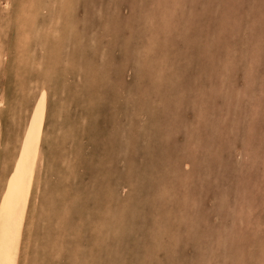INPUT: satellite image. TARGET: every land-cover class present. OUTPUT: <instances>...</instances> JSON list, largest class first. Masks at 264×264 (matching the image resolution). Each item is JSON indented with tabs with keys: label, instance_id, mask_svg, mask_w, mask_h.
Here are the masks:
<instances>
[{
	"label": "rangeland",
	"instance_id": "374dc122",
	"mask_svg": "<svg viewBox=\"0 0 264 264\" xmlns=\"http://www.w3.org/2000/svg\"><path fill=\"white\" fill-rule=\"evenodd\" d=\"M262 92L264 0H0V198L42 124L19 264H264Z\"/></svg>",
	"mask_w": 264,
	"mask_h": 264
},
{
	"label": "bare ground",
	"instance_id": "6f19581e",
	"mask_svg": "<svg viewBox=\"0 0 264 264\" xmlns=\"http://www.w3.org/2000/svg\"><path fill=\"white\" fill-rule=\"evenodd\" d=\"M71 5V4H70ZM72 7V5H71ZM9 8V6H8ZM35 8V6H34ZM69 8V7H67ZM37 9V8H36ZM34 9V10H36ZM33 10V9H32ZM37 11H39L37 9ZM168 11V10H167ZM249 11V10H248ZM28 12V11H27ZM36 12V11H35ZM169 12V11H168ZM46 13V12H45ZM69 13V12H68ZM26 14V13H24ZM37 14V13H36ZM40 14V12H39ZM250 15V14H249ZM39 16V15H38ZM34 18V17H31ZM38 18V17H37ZM153 18V17H152ZM169 18V16H168ZM172 18V17H171ZM162 19V18H161ZM167 19V18H166ZM38 20V19H37ZM51 20V19H50ZM36 21V20H35ZM166 21V20H165ZM251 21V20H250ZM45 23V22H44ZM43 23V24H44ZM48 23V22H47ZM51 23V22H50ZM42 24V25H43ZM49 24V23H48ZM71 24V23H70ZM250 24V23H249ZM252 24V23H251ZM254 24V23H253ZM67 25V24H66ZM41 28V25H39ZM46 26V25H45ZM263 26V25H262ZM27 27V26H26ZM25 27V29H26ZM29 27V26H28ZM34 28V26H32ZM37 27V26H36ZM56 28V27H55ZM68 27H66L67 29ZM24 29V30H25ZM35 29V28H34ZM69 29V28H68ZM23 30V31H24ZM45 29H40V32ZM60 30V29H59ZM58 30V31H59ZM70 30V29H69ZM68 30V31H69ZM47 31V30H46ZM75 31V30H74ZM56 32V31H55ZM70 32V31H69ZM26 33V32H25ZM30 33V32H28ZM45 33V32H44ZM76 33V32H75ZM38 34V33H37ZM48 34V33H45ZM52 34V33H51ZM58 34V33H57ZM56 34V36H57ZM29 35V34H28ZM55 35V34H54ZM62 35V33H61ZM59 35V37L61 36ZM76 35V34H75ZM93 35V34H92ZM59 37H54L56 41L61 40ZM74 38V36H72ZM58 38V40H57ZM66 38V37H65ZM68 39V38H67ZM255 39V38H254ZM104 40V39H103ZM37 41V40H36ZM82 41V40H81ZM27 42V40L25 41ZM258 42V41H257ZM61 40V44H62ZM22 44V43H20ZM51 44V43H50ZM56 44V43H55ZM53 45V44H51ZM63 45V44H62ZM35 47V45H34ZM38 47V46H36ZM30 48V47H29ZM47 48V47H46ZM35 49V48H34ZM80 50V49H79ZM86 50V49H85ZM34 51V50H33ZM93 51V50H92ZM31 52V51H29ZM44 55V54H43ZM61 55V54H60ZM63 56V55H61ZM204 57V56H203ZM73 58V57H72ZM45 59V58H44ZM76 59V58H75ZM47 61V60H46ZM208 61V60H207ZM39 62V59H38ZM237 62V61H236ZM239 63V62H238ZM225 68V67H224ZM7 69V68H6ZM226 70V69H225ZM54 71V70H53ZM228 75V73H227ZM102 76V75H101ZM26 77V76H25ZM212 78V77H211ZM83 79V78H81ZM228 79V78H227ZM90 80V79H89ZM100 80V79H99ZM212 80V79H210ZM251 80V79H250ZM44 81V80H43ZM52 81V80H51ZM201 81V80H200ZM205 81V80H204ZM53 82V81H52ZM206 82V81H205ZM109 83V82H108ZM203 84V83H202ZM207 84V83H206ZM230 84V83H229ZM221 87V86H220ZM139 89V87H136ZM216 88V87H215ZM218 88V87H217ZM261 88V87H260ZM219 89V88H218ZM221 89V88H220ZM54 90V89H53ZM97 90V89H96ZM200 90V89H199ZM225 91V90H224ZM257 91V90H256ZM54 92V91H53ZM138 93V92H137ZM141 93V92H140ZM264 93V92H262ZM60 94V93H59ZM58 95V94H57ZM139 95V94H138ZM137 95V96H138ZM225 95V94H224ZM264 95V94H263ZM202 96V95H201ZM204 98V97H203ZM135 99V97H134ZM138 100V98H137ZM136 100V101H137ZM65 102V101H64ZM183 102V101H182ZM233 103L235 101H232ZM35 104H37L35 102ZM232 104V103H231ZM230 104V105H231ZM235 104V103H234ZM181 106V105H179ZM244 106V105H243ZM258 106V105H257ZM184 107V105H183ZM231 107V106H230ZM46 108V107H45ZM167 108V106H166ZM182 108V107H181ZM187 108V107H186ZM241 108V107H240ZM202 109V108H201ZM233 109V108H232ZM69 110V109H68ZM124 110V109H123ZM168 110V109H167ZM231 110V108H230ZM235 110V108H234ZM242 110V109H241ZM45 111V110H44ZM47 111V110H46ZM143 111V110H142ZM169 111V110H168ZM232 111V110H231ZM255 111V110H254ZM184 113V112H183ZM201 113V112H200ZM234 114V113H233ZM36 115V114H35ZM237 115V114H236ZM193 116V115H192ZM13 117V116H12ZM47 117V116H46ZM53 117V116H52ZM163 117V116H162ZM167 117V116H166ZM43 118V117H42ZM79 118V117H78ZM237 118V117H236ZM241 119V118H240ZM250 119V118H249ZM60 120V119H59ZM133 120V119H132ZM41 117H37L34 121L33 129L26 135L24 139V150L21 156L17 159V163L12 169L13 171L9 174V178L6 181L5 189L0 198V264H19V257L22 246V239L26 224L30 201L32 197L33 188L36 180V172L38 164L41 160V145L42 138L40 136V129L42 127ZM53 121V120H52ZM63 121V120H62ZM145 122V120L143 121ZM24 123V122H23ZM46 123V122H45ZM32 124V123H31ZM48 124V123H47ZM28 126V125H27ZM44 126V125H43ZM46 126V125H45ZM142 126V125H141ZM144 126V125H143ZM142 126V127H143ZM28 128V127H27ZM46 130L45 127H43ZM138 128V127H137ZM136 128V129H137ZM192 128V127H191ZM43 130V131H44ZM139 130V129H138ZM163 130V129H162ZM226 131V130H225ZM28 132V130H27ZM228 132V131H227ZM142 133V132H141ZM167 133V132H166ZM239 133V132H238ZM24 134V133H23ZM22 134V135H23ZM227 134V133H226ZM154 135V134H153ZM44 137V134H43ZM62 137V136H61ZM8 138V137H7ZM143 138V137H141ZM252 138V137H251ZM5 139V138H4ZM1 140V138H0ZM140 140V139H139ZM166 140V139H165ZM8 141V140H7ZM66 141V140H65ZM72 141V140H71ZM132 141V140H131ZM23 142V141H22ZM3 144V143H2ZM109 144V143H108ZM21 145V144H20ZM4 146V145H3ZM11 148V147H10ZM183 148V147H182ZM20 149V148H19ZM255 150V149H254ZM1 151V150H0ZM181 151V150H180ZM21 152V151H20ZM179 155V154H178ZM177 156V154L175 155ZM3 157V156H2ZM75 159V158H74ZM172 159V158H171ZM141 160V159H140ZM174 160V159H173ZM132 161V159H131ZM214 161V160H213ZM220 161V160H219ZM15 162V159H14ZM123 162V161H122ZM174 163V162H173ZM175 165V164H174ZM172 165V166H174ZM177 166V165H176ZM135 168V167H134ZM173 168V167H172ZM60 170V169H59ZM135 170V169H134ZM131 170V171H134ZM177 173V171H176ZM63 175V174H62ZM178 175V174H177ZM174 176V175H173ZM176 176V175H175ZM181 177V176H180ZM143 178V175H142ZM152 178V177H151ZM148 180V179H147ZM173 181V180H172ZM1 182V180H0ZM4 185V184H3ZM51 185V184H50ZM172 187V185H171ZM65 191V190H64ZM149 192V190H148ZM173 194V193H172ZM61 196V195H60ZM112 199V198H111ZM123 199V198H122ZM127 199V198H126ZM37 200V199H36ZM128 200V199H127ZM139 200V199H138ZM37 202V201H36ZM116 202V201H115ZM121 202V201H120ZM32 203V201H31ZM120 204V203H119ZM126 204V202H125ZM150 204V203H149ZM55 205V204H54ZM121 205V204H120ZM150 206V205H148ZM169 206V205H167ZM37 207V206H36ZM55 207V206H54ZM131 207V206H130ZM38 208V207H37ZM59 208V207H57ZM111 208V207H110ZM125 208V207H124ZM153 208V207H152ZM31 209V207H30ZM35 209V208H34ZM112 210V209H111ZM127 210V209H126ZM158 211V209H157ZM32 212V210H31ZM30 212V214H31ZM114 212V211H113ZM59 213V211L57 212ZM124 213V212H123ZM29 214V215H30ZM125 214V213H124ZM51 215V214H50ZM112 215V214H111ZM156 215V214H155ZM161 215V214H160ZM31 216V215H30ZM29 216V217H30ZM54 216V215H53ZM162 217V216H161ZM183 217V216H182ZM63 218V217H62ZM124 219V218H122ZM62 220V219H61ZM111 220V219H110ZM113 220V219H112ZM34 221V219H33ZM33 223V222H32ZM106 223V222H105ZM34 225V224H33ZM141 225V224H140ZM127 227V225H125ZM137 226V225H136ZM39 227V226H38ZM120 227V226H119ZM128 227H130L128 225ZM40 228V227H39ZM131 228V227H130ZM129 228V229H130ZM149 228V227H148ZM136 229V227H135ZM140 229V228H139ZM150 229V228H149ZM29 230V229H28ZM131 230V229H130ZM149 231V230H148ZM30 232V231H29ZM34 233V232H33ZM131 233V232H130ZM107 234V233H106ZM105 234V235H106ZM115 235V234H114ZM128 236V235H127ZM145 236V235H144ZM26 237V236H25ZM146 237V236H145ZM30 239V237L28 238ZM27 239V240H28ZM123 240V239H122ZM126 240V239H125ZM123 242H127L126 241ZM24 241V240H23ZM147 241V240H146ZM28 242V241H27ZM141 244V243H140ZM25 245V244H23ZM86 247V246H85ZM23 252L24 249H23ZM22 252V253H23ZM23 255V254H22ZM87 256V255H86ZM126 256V255H125ZM78 258V257H77ZM28 260V259H27ZM89 260V259H88Z\"/></svg>",
	"mask_w": 264,
	"mask_h": 264
}]
</instances>
